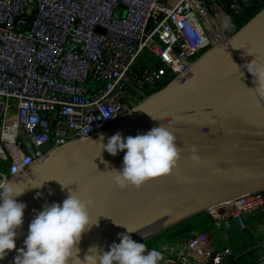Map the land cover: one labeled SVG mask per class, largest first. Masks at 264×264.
<instances>
[{
  "label": "built area",
  "instance_id": "built-area-1",
  "mask_svg": "<svg viewBox=\"0 0 264 264\" xmlns=\"http://www.w3.org/2000/svg\"><path fill=\"white\" fill-rule=\"evenodd\" d=\"M237 0H0V186L25 174L51 145L116 126L148 91L191 74L195 57L227 40L224 9ZM199 54V55H200ZM108 116V117H105ZM213 223L233 220L261 238L172 264H264V191L213 204ZM227 238V237H226Z\"/></svg>",
  "mask_w": 264,
  "mask_h": 264
},
{
  "label": "water",
  "instance_id": "water-1",
  "mask_svg": "<svg viewBox=\"0 0 264 264\" xmlns=\"http://www.w3.org/2000/svg\"><path fill=\"white\" fill-rule=\"evenodd\" d=\"M254 58L264 63V7L227 40L196 57L187 78L146 95L116 126L53 145L25 174L9 179L6 183L27 187L16 198L26 204L23 224L16 229L17 248L23 247L36 213L62 201L68 189L93 200L89 214L95 224L82 233L81 258L93 244L108 250L127 228L134 230L128 233L134 240L144 242L213 204L264 191V99L251 88L255 78L245 66ZM161 122L175 133L181 149L176 165L139 188L115 186L110 168H121L126 150L108 153L101 149V137L106 143L117 131L134 136ZM193 147L198 159L191 156ZM59 181L69 185L62 188ZM36 184L41 185L32 187ZM158 251L167 264L164 258L170 255ZM16 255L15 249L7 250L0 264H15Z\"/></svg>",
  "mask_w": 264,
  "mask_h": 264
},
{
  "label": "clouds",
  "instance_id": "clouds-1",
  "mask_svg": "<svg viewBox=\"0 0 264 264\" xmlns=\"http://www.w3.org/2000/svg\"><path fill=\"white\" fill-rule=\"evenodd\" d=\"M224 26L230 25L226 21ZM245 66L255 78V86L251 88L264 99V63H258L254 58L245 61ZM153 118L162 121V117ZM176 141L175 133L161 122L134 136H123L117 131L107 138L106 143L101 137L99 144L101 149L112 155L126 150L121 168H110L115 186L139 188L151 178L170 173L181 151ZM191 156L198 159L194 147ZM67 185L61 183L62 188ZM26 188L21 189L12 182L0 186V258L6 255L7 250L15 249V264H162L163 254L156 248H148L144 242L134 240L128 234L134 230L129 228L127 232L118 234L119 242L113 241L108 250L93 244L81 258L79 243L82 233L95 224L89 214L93 200L82 199L72 189H68V195L62 201L45 204L36 213L28 225L23 247L17 248L16 229L23 224L26 204L16 198Z\"/></svg>",
  "mask_w": 264,
  "mask_h": 264
},
{
  "label": "trees",
  "instance_id": "trees-1",
  "mask_svg": "<svg viewBox=\"0 0 264 264\" xmlns=\"http://www.w3.org/2000/svg\"><path fill=\"white\" fill-rule=\"evenodd\" d=\"M264 7V0H237V3L234 7H229L224 9L222 12V21L223 24L227 21L230 25L225 27L229 36H231L235 31H237L241 26H243L250 18H252L256 13H258ZM197 55L196 57H198ZM154 91L146 92V95L153 93ZM148 93V94H147ZM52 146V145H51ZM207 212V211H206ZM251 216V215H250ZM258 217V215H255ZM196 218L195 221H192V218ZM191 218H188L175 226L151 237L149 241H144L148 248H153L151 245L160 240L161 238H166L168 240H175L180 236H186L187 234L193 232L196 229L205 228L210 226L213 223V219L210 214L207 212L199 213ZM249 217V216H248ZM249 222V220H247ZM250 225V224H249ZM256 227V226H255ZM254 227V228H255ZM252 227L248 229L241 230L235 237H242V240L234 245L235 252L243 250L256 243L261 236L255 235L252 233ZM256 255L252 252L249 255H243L239 258L238 263L246 264ZM236 264V263H233Z\"/></svg>",
  "mask_w": 264,
  "mask_h": 264
},
{
  "label": "rangeland",
  "instance_id": "rangeland-1",
  "mask_svg": "<svg viewBox=\"0 0 264 264\" xmlns=\"http://www.w3.org/2000/svg\"><path fill=\"white\" fill-rule=\"evenodd\" d=\"M195 220L196 218L193 217L192 221ZM240 231L241 230L235 225L233 220L220 224L212 223L210 226L196 229L186 236L178 237L176 243H173L172 245H180L179 243L181 242H189L190 246L186 254L193 258L196 257L197 259H203L208 256L210 250L213 248H223L228 246L233 252L230 257L232 258L235 253L234 245L242 240V237H235ZM161 245L162 244L158 240L156 243L154 241L151 246L161 250V248H159ZM181 250L182 247L177 248L175 254L178 255Z\"/></svg>",
  "mask_w": 264,
  "mask_h": 264
},
{
  "label": "crops",
  "instance_id": "crops-1",
  "mask_svg": "<svg viewBox=\"0 0 264 264\" xmlns=\"http://www.w3.org/2000/svg\"><path fill=\"white\" fill-rule=\"evenodd\" d=\"M248 220H249L250 227L254 228L255 226H257L258 222L260 221V218L255 216V215H251L248 217ZM159 241L162 244L161 247H159V248H161L162 251H165L167 253H171V252L175 253L176 249L181 247V245L184 243V242H181V243H179L180 245H178V244L172 245L173 243H176L177 239L168 240L164 237L161 238Z\"/></svg>",
  "mask_w": 264,
  "mask_h": 264
},
{
  "label": "bare ground",
  "instance_id": "bare-ground-1",
  "mask_svg": "<svg viewBox=\"0 0 264 264\" xmlns=\"http://www.w3.org/2000/svg\"><path fill=\"white\" fill-rule=\"evenodd\" d=\"M148 94V93H147ZM205 213H207V212H205ZM147 241H149V240H147Z\"/></svg>",
  "mask_w": 264,
  "mask_h": 264
}]
</instances>
